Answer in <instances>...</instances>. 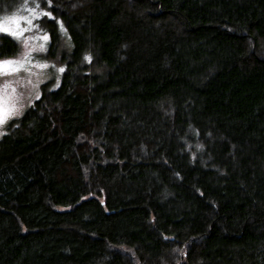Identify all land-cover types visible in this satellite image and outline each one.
Masks as SVG:
<instances>
[{
	"label": "trees",
	"instance_id": "obj_1",
	"mask_svg": "<svg viewBox=\"0 0 264 264\" xmlns=\"http://www.w3.org/2000/svg\"><path fill=\"white\" fill-rule=\"evenodd\" d=\"M42 7L71 50L0 138V264H264V0Z\"/></svg>",
	"mask_w": 264,
	"mask_h": 264
},
{
	"label": "clouds",
	"instance_id": "obj_2",
	"mask_svg": "<svg viewBox=\"0 0 264 264\" xmlns=\"http://www.w3.org/2000/svg\"><path fill=\"white\" fill-rule=\"evenodd\" d=\"M44 3L51 4V0L0 3V36L6 35L16 44L13 54L0 56V138L9 134L12 121H19L34 106L33 101L41 96L40 86L58 78L63 69L47 55L50 40L41 24L47 15ZM177 251L183 253V249Z\"/></svg>",
	"mask_w": 264,
	"mask_h": 264
},
{
	"label": "rangeland",
	"instance_id": "obj_3",
	"mask_svg": "<svg viewBox=\"0 0 264 264\" xmlns=\"http://www.w3.org/2000/svg\"><path fill=\"white\" fill-rule=\"evenodd\" d=\"M47 17V15L43 16L42 17V20H41V24L42 26L46 29L48 35H49V30L48 28L46 27V25H44V20L45 18ZM58 21V25H57V29H58V38H59V42H58V45H57V49H55L54 52H51L50 51V54L48 53V58L49 59H52L53 61H55L60 67L63 68V71L59 73V76L58 78H54L52 80H49L48 82L42 84L40 86L41 88V91H42V87L43 86H47L48 88H55L56 86H58V84L60 83V80H61V77H62V74L65 70V67H66V63H65V60L63 59V56L65 55H68L70 53V50H71V42H70V39L68 37V34L60 20L59 19H56ZM50 39V37H49ZM53 53V54H52ZM59 57L58 61L56 60V57ZM35 101V100H34ZM33 101V103H34ZM17 121H12L10 124H9V128L15 124Z\"/></svg>",
	"mask_w": 264,
	"mask_h": 264
},
{
	"label": "snow or ice",
	"instance_id": "obj_4",
	"mask_svg": "<svg viewBox=\"0 0 264 264\" xmlns=\"http://www.w3.org/2000/svg\"><path fill=\"white\" fill-rule=\"evenodd\" d=\"M61 71H63V69H61Z\"/></svg>",
	"mask_w": 264,
	"mask_h": 264
}]
</instances>
